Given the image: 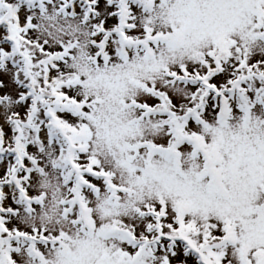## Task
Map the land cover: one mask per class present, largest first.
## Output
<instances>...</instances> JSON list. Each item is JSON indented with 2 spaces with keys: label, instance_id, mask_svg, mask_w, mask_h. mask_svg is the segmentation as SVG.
Masks as SVG:
<instances>
[{
  "label": "snow or ice",
  "instance_id": "snow-or-ice-1",
  "mask_svg": "<svg viewBox=\"0 0 264 264\" xmlns=\"http://www.w3.org/2000/svg\"><path fill=\"white\" fill-rule=\"evenodd\" d=\"M0 264H264V0H0Z\"/></svg>",
  "mask_w": 264,
  "mask_h": 264
}]
</instances>
